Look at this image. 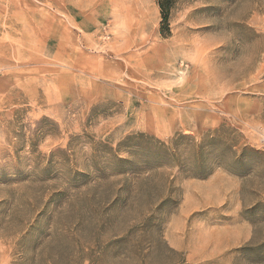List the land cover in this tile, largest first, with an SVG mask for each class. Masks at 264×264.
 <instances>
[{
  "label": "rangeland",
  "instance_id": "rangeland-1",
  "mask_svg": "<svg viewBox=\"0 0 264 264\" xmlns=\"http://www.w3.org/2000/svg\"><path fill=\"white\" fill-rule=\"evenodd\" d=\"M0 0V264H264V0Z\"/></svg>",
  "mask_w": 264,
  "mask_h": 264
},
{
  "label": "trees",
  "instance_id": "trees-1",
  "mask_svg": "<svg viewBox=\"0 0 264 264\" xmlns=\"http://www.w3.org/2000/svg\"><path fill=\"white\" fill-rule=\"evenodd\" d=\"M162 1L163 0H161L160 3H159V8H160L161 16H162L163 20H165L166 19V8H165V6H164Z\"/></svg>",
  "mask_w": 264,
  "mask_h": 264
}]
</instances>
